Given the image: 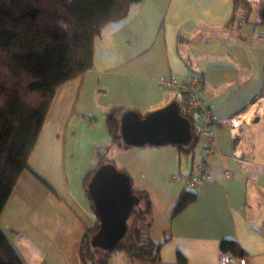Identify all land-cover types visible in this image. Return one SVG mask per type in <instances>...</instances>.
I'll return each instance as SVG.
<instances>
[{"label":"crops","instance_id":"obj_1","mask_svg":"<svg viewBox=\"0 0 264 264\" xmlns=\"http://www.w3.org/2000/svg\"><path fill=\"white\" fill-rule=\"evenodd\" d=\"M231 2L142 0L132 5L123 20L102 29L94 42L93 69L57 91L46 120L60 134L75 115L96 107H125L146 115L175 101L173 92L158 86L159 77L199 78L202 103L221 123L216 152L208 160L209 179L193 190L194 203L172 217L199 157V143L193 158L182 157L169 145L112 147L109 152L132 187L149 196V237L160 246L155 264H180L177 254L184 264H218L222 240H232L246 252L245 264H264V37L255 35H264L263 7H251L249 13L238 9L225 26ZM28 165L11 196L26 174L33 180L31 172L44 177L31 162ZM224 172L230 176L225 178ZM82 195L83 202L67 195L68 203L55 198L58 203L49 205L58 228L53 242L59 239L56 248L70 243L75 264H81L78 250L84 227L95 221ZM34 228V238H46L38 225ZM10 232L23 238L13 226ZM64 264H69L66 257Z\"/></svg>","mask_w":264,"mask_h":264},{"label":"trees","instance_id":"obj_2","mask_svg":"<svg viewBox=\"0 0 264 264\" xmlns=\"http://www.w3.org/2000/svg\"><path fill=\"white\" fill-rule=\"evenodd\" d=\"M142 0H0V215L12 195L21 174L29 170V159L36 146L53 105L57 91L93 69L94 42L102 29L123 20L129 8ZM232 14L225 26L235 18L238 9L251 6L242 0H232ZM128 112L125 107H114L106 113L107 133L113 148L128 149L120 136V117ZM183 118V117H182ZM189 124L191 138L175 147L181 156L194 157L198 139L193 119ZM109 149L98 155L95 168L82 181L84 196L95 216L91 226H85L78 256L81 264H107L109 255L121 251L133 263L155 264L160 261V246L149 237L152 206L147 193L130 189L137 200L126 219V232L119 244L104 251L91 245L99 229L87 185L97 168L114 163ZM118 172L129 176L122 170ZM51 193L52 188L31 172ZM196 193L184 189L172 210L179 215L194 203ZM167 241V239H166ZM218 249L243 258L246 252L232 240H222ZM107 256V257H106ZM177 263L185 259L177 254ZM0 264H24L13 246L0 230Z\"/></svg>","mask_w":264,"mask_h":264},{"label":"rangeland","instance_id":"obj_3","mask_svg":"<svg viewBox=\"0 0 264 264\" xmlns=\"http://www.w3.org/2000/svg\"><path fill=\"white\" fill-rule=\"evenodd\" d=\"M107 111L96 107L79 113L68 121L66 131L60 134L54 132L48 120L40 132L29 162L44 175L48 181L46 183L55 194L39 180L30 179L26 174L0 215V229L29 264H64L65 257L69 264H75L77 256L70 250V243L68 242V248L64 244L56 248L59 239L55 244L53 242L58 228L51 220L53 213L49 205L58 203L55 198L68 203L70 199H67V195L83 202L81 184L84 177L97 165L98 155L103 154L106 149L113 151L106 127ZM54 138L61 148L58 151L53 147ZM182 157L186 158L184 155ZM36 225L39 231L46 232V238H34ZM12 226L23 234L21 240L10 232ZM123 254L121 251H114L109 255L107 264H136Z\"/></svg>","mask_w":264,"mask_h":264},{"label":"water","instance_id":"obj_4","mask_svg":"<svg viewBox=\"0 0 264 264\" xmlns=\"http://www.w3.org/2000/svg\"><path fill=\"white\" fill-rule=\"evenodd\" d=\"M261 15L264 19V7ZM120 136L131 147L181 145L191 138L189 124L177 112L175 103L150 112L144 118L128 112L120 117ZM99 229L91 239L94 248L113 249L126 232V219L137 203L130 180L112 165L96 169L87 185Z\"/></svg>","mask_w":264,"mask_h":264},{"label":"built area","instance_id":"obj_5","mask_svg":"<svg viewBox=\"0 0 264 264\" xmlns=\"http://www.w3.org/2000/svg\"><path fill=\"white\" fill-rule=\"evenodd\" d=\"M242 1L251 7H264V0ZM255 35L261 39L264 37L262 34ZM157 84L163 90L174 93V103L181 117L193 119L200 151L191 175L184 182V188L193 191L209 179L208 160L216 152V132L221 121L210 109L203 105L200 80L197 76L189 75L185 78L177 79L172 75H163L157 79ZM223 176L228 178L230 175L228 172H224ZM218 264H245V260L229 253H221L218 258Z\"/></svg>","mask_w":264,"mask_h":264}]
</instances>
